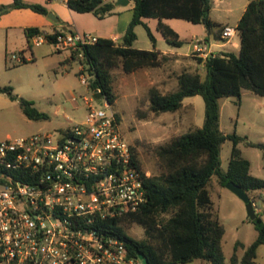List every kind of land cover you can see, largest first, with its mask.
<instances>
[{
	"label": "trees",
	"instance_id": "obj_1",
	"mask_svg": "<svg viewBox=\"0 0 264 264\" xmlns=\"http://www.w3.org/2000/svg\"><path fill=\"white\" fill-rule=\"evenodd\" d=\"M132 1L133 18L120 42L98 37L95 43L80 45L77 50H72L68 59H79L86 66V70L93 75L89 87L93 91L101 89L112 105L117 98L112 84L114 68L121 65L124 71L134 72L143 67L162 66L168 58L157 49L145 50L133 46L137 39V25L145 27L156 46V37L144 18L158 19L157 30L168 44L175 47L183 46L186 41L170 24L164 22L165 18L201 24L207 32L203 41L207 46L212 41H227L222 35L224 26L211 17L214 0ZM67 5L77 12H93L101 19L113 14L115 8L114 2L104 0H67ZM19 8H29L45 16L51 11L42 3L13 0L0 5V15ZM61 30L75 31L67 24ZM61 30L47 32L48 42L53 44ZM236 30L240 36L238 53L210 52L206 57L198 58L205 65V78L197 71L185 70L178 76L175 90L164 93L156 86L149 89L150 109L158 115L180 110L187 97L202 95L205 100V119L201 127L155 147L161 173L146 178L148 201L124 222L141 225L145 237L137 239L129 235L119 219L104 222L108 225V231L127 241L135 256L144 254L150 264L188 263L197 259L211 264H226L222 246L225 227L213 210L207 187L214 174L218 175L219 182L224 186L232 181L249 193L264 192V179L251 173V162L242 156L238 147L242 137L235 133L225 134L220 129L222 97L240 98L243 88L264 96V0L248 1ZM42 33L40 27L25 28L28 44L33 43L34 36ZM80 53L84 57H80ZM0 93L18 100L28 118L37 121L48 119V114L40 111L33 101L15 94L12 86L0 87ZM228 138L234 141V146L228 169L224 171L221 167V148ZM250 145L264 150L262 142H250ZM133 149L136 151L135 147ZM254 222L259 235L246 248L242 259L234 253L233 264H255L257 249L264 244V222L259 216ZM239 246L244 245L237 242L236 251Z\"/></svg>",
	"mask_w": 264,
	"mask_h": 264
},
{
	"label": "rangeland",
	"instance_id": "obj_2",
	"mask_svg": "<svg viewBox=\"0 0 264 264\" xmlns=\"http://www.w3.org/2000/svg\"><path fill=\"white\" fill-rule=\"evenodd\" d=\"M12 1L0 0V5ZM116 1H113L114 13L116 8H120ZM216 1L211 17L221 25L229 24L236 27L245 10L247 0ZM131 4L134 2L132 1ZM60 14L62 17L55 13L58 17L57 23L62 22L64 18L63 13ZM187 22L190 26H178V30L176 29L184 37L200 33L201 29L205 30L201 24ZM135 31L137 34L133 44L135 48L155 49L143 25H137ZM238 38V36L235 37V39ZM198 39L204 46V54L195 51L194 44L189 58H184L179 67H175L173 58L168 56L162 65L163 69L160 68L161 66L143 67L134 72H126L120 65L112 71V84L117 97L113 109L119 115L123 136L134 145L143 168L148 170L151 176L161 173L155 147L170 141L177 135L201 127L204 123L205 100L202 95L187 97L184 100V108L177 112H165L160 115L151 111L149 101V89L152 86L160 85L159 89L164 92H170L178 87V85L175 87L174 74L178 77V74L185 70L197 71L205 78V65L200 63L198 58H204L210 51L214 52L222 48L213 46V50H210L203 43V38L198 36ZM197 40L195 39V43ZM169 45L165 40H161L156 46L167 48L170 47ZM189 47H191L189 43H185L182 50H188ZM227 48L234 52L239 51L232 46ZM70 55V49L59 51L48 41L41 45L28 44L20 26L15 25L10 28L0 26V87L12 86L15 94L33 101L40 111L48 114L46 120H32L24 114L18 100H12L7 94L0 93V142L41 132L55 135L58 131L85 120L87 107L83 97H92L94 92L89 87L88 71L84 74L89 78V82L83 84L80 74L84 65L79 59L68 61ZM167 73L171 74V78L162 82ZM73 96L79 97L77 103L73 102ZM103 103V99L95 100L97 107L103 108ZM220 105V129L225 134L235 133L242 137L238 143L242 156L251 162V173L264 179V150L250 145V142L264 143V96L243 88L240 98L224 96L220 99ZM233 146L234 141L230 138L222 144L221 167L224 171L228 169ZM207 187L213 210L218 213L220 222L225 227L222 240L225 262L233 264L234 253L242 259L246 248L258 237L259 230L255 222L248 217L245 202L226 185H222L217 174L212 176ZM249 194L256 203L258 216L264 222V192L252 191ZM124 226L125 231L132 237L137 239L145 237L144 228L141 225L124 223ZM237 242L244 246H239L236 251ZM171 264L211 263L197 259L188 263ZM255 264H264V244L257 249Z\"/></svg>",
	"mask_w": 264,
	"mask_h": 264
},
{
	"label": "built area",
	"instance_id": "obj_3",
	"mask_svg": "<svg viewBox=\"0 0 264 264\" xmlns=\"http://www.w3.org/2000/svg\"><path fill=\"white\" fill-rule=\"evenodd\" d=\"M236 33L226 25L222 35ZM97 40L91 33L61 30L53 44L72 51ZM46 41V32L33 37L36 45ZM203 47L198 39L195 51L204 54ZM81 71L88 84L93 75L84 74L85 65ZM100 99L103 108L94 94L83 97L85 120L55 135L0 142V264H144L104 222L124 223L148 201L150 173L124 138L113 105L104 94Z\"/></svg>",
	"mask_w": 264,
	"mask_h": 264
},
{
	"label": "crops",
	"instance_id": "obj_4",
	"mask_svg": "<svg viewBox=\"0 0 264 264\" xmlns=\"http://www.w3.org/2000/svg\"><path fill=\"white\" fill-rule=\"evenodd\" d=\"M25 1L31 2L30 0H25ZM33 1L44 4L51 11L53 10L54 13H58L60 16H61L60 13H63L64 18H62L63 19L62 22L57 23L56 21L49 19L47 16L42 15L40 13H36L29 8H19V9H14L6 14L0 15V26L10 28L12 26L17 25L23 29L24 33H25V28L36 26V27H40L43 30V32L47 33V32H52L55 29L61 30L67 24V25H71L76 31L80 32L81 34L91 33L98 37L111 38L116 42L117 41L120 42L130 21L133 18L134 4H131L132 0H130L129 4L126 6L120 5V8H126V9L122 10L120 8L119 9L116 8L115 13L102 19L98 18L93 12H77L69 8L67 5V0H33ZM221 1L226 2L227 0H221ZM248 1L249 0H247L245 4L246 6L248 4ZM216 4L217 1L214 0V5ZM144 21L148 23L151 30L153 31L157 40L156 45L159 41L165 40L163 35L157 30L158 19L144 18ZM164 22L170 24L175 30L176 29L178 30L177 28L178 26L179 27L190 26V23L179 18H165ZM226 25L229 24H225L223 26ZM201 30L202 31L200 33H195L187 37L182 36V34L179 31H177L180 34L181 39L186 41V43H189V45L191 46L189 47L188 50H182V46L175 47L171 45H169L170 47L167 48L165 47L159 48L158 46H155V49L159 50L164 55L171 56L174 61V66L179 67L182 64L184 58H189L190 51L193 50V45L195 44V39L197 40L198 36L203 39L206 37L207 35L206 29L205 30L201 29ZM236 36H238L239 38L235 39ZM213 46L222 48L221 50L214 52L232 51L231 49L227 48L228 46L238 48L240 51V36L237 32L233 37L227 39L226 42L212 41L208 47L210 48V50H213L212 49ZM160 68H162V66ZM181 73H179L178 76ZM170 76L171 74L167 73L166 76L163 77L164 79H162V82H165L166 79L167 80L170 79L171 78ZM174 79H175V87H177L178 77L175 76V74H174ZM157 87L160 88L161 86L159 85ZM184 107H185V103L183 104L182 108Z\"/></svg>",
	"mask_w": 264,
	"mask_h": 264
},
{
	"label": "water",
	"instance_id": "obj_5",
	"mask_svg": "<svg viewBox=\"0 0 264 264\" xmlns=\"http://www.w3.org/2000/svg\"><path fill=\"white\" fill-rule=\"evenodd\" d=\"M130 2V0H117L116 4L117 5H122V6H126L128 5ZM47 17L53 21H57L58 17L55 15L54 12H50ZM95 97L100 99L103 97V94L100 92H96L94 93ZM226 187L229 188L231 191H233L238 197H240L246 204V208H247V213H248V217L255 221L258 217V214L256 212V208L253 202L252 197L250 196L249 192L243 188L242 186L230 181L226 184ZM139 258H141L144 262V264H150L148 259L145 257L144 254L140 253L138 254Z\"/></svg>",
	"mask_w": 264,
	"mask_h": 264
}]
</instances>
